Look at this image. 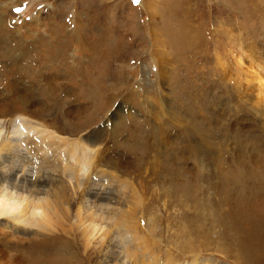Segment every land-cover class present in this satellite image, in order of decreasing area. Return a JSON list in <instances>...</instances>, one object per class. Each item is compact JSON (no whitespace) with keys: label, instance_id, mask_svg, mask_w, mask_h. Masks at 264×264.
I'll use <instances>...</instances> for the list:
<instances>
[{"label":"rangeland","instance_id":"rangeland-1","mask_svg":"<svg viewBox=\"0 0 264 264\" xmlns=\"http://www.w3.org/2000/svg\"><path fill=\"white\" fill-rule=\"evenodd\" d=\"M263 78L264 0H0V138L23 135L8 161L75 184L70 222L117 242L0 226V264H58L57 238L70 264L132 246L139 264H264Z\"/></svg>","mask_w":264,"mask_h":264},{"label":"bare ground","instance_id":"bare-ground-1","mask_svg":"<svg viewBox=\"0 0 264 264\" xmlns=\"http://www.w3.org/2000/svg\"><path fill=\"white\" fill-rule=\"evenodd\" d=\"M256 72H258V71H256ZM256 82H258V81H256ZM258 84H259L258 90L261 92L263 90V87H262L263 85H262L261 81L258 82ZM13 136L16 139L15 138H8V137L0 138V226H1V228L4 231H6L7 233H9L11 236H13L15 234H19L21 236L22 235L23 236L31 235L32 237H41V236L49 237V236H52L54 238V237H56V235H53V234H55V231L58 230L59 232H64L65 234L69 235V233L72 234L71 229L81 231V234L83 235V236H81L79 234V237H81V238H85L86 236L90 237L91 235L94 237L97 234V232L100 233L101 230L103 229V227H102L103 223L102 224H101V222L99 223V221H97V219H90V222L88 220L87 222H89L88 223L89 228L88 227H86L88 229L83 228L84 230L78 229L79 226L77 227L74 224V222H70L72 203L74 202V198L77 196L76 195L77 192L75 190V184L73 186L72 182H71V184L70 183H64V180H62L60 177L56 176L54 173H53L54 175H52L51 177L49 176V178H44L43 176L40 175V177H34L31 179V177L24 175L23 170H18V168L16 166H14L12 164V162L10 163V161H8L10 159V156H9L10 154L8 153L9 146H11L13 144L15 145V144L21 143L22 141L19 140V138L22 137L23 135H13ZM25 139L27 141L31 142V145L32 144L37 145V143H35L34 141H30L28 138H25ZM47 143H48V141L44 144H47ZM68 144H69V141H68ZM72 152H71V155H72ZM15 156H16V154L13 157H15ZM88 157L89 156L86 153H82L81 157L77 160L79 163L76 165H78V167L79 166L82 167V164L83 165L86 164V161H87L86 158L88 159ZM72 162H74V161H72ZM77 179H78V177H77ZM68 181H71V180H68ZM75 181H76V178H75ZM92 187H93L92 190L95 192L87 193V191H86V193H85L86 198L92 199L93 202L104 201L107 199V196H105L106 195L105 193L103 194V193L99 192V190L96 191L94 186H92ZM7 189H9L10 191L21 190L24 193L28 194V197H30L32 199L31 200H28L26 198H22V199L21 198L20 199L15 198V199H13L11 192L5 193V190L7 191ZM39 192L41 194H43L44 197L43 196H42V198H38L39 196L35 197L39 194ZM32 195H33V197H32ZM109 198H111V197H109ZM118 198H120V197H118ZM109 202H112V201L109 200ZM115 203H117V200H115ZM92 213L88 212V214H86V215H89ZM30 217H31V222H28V218H30ZM3 218L5 219V221ZM98 220H100V219H98ZM77 221H79V219ZM117 221L120 222L121 227H124L123 225L126 223L130 224V221H128L124 217L118 216ZM60 223H63L62 224L63 226H64V224H67L68 230L66 231L63 228H61V229L58 228V225ZM122 223H123V225H122ZM86 226H88V225H86ZM96 227H99V228L96 231V234L93 235V232L96 230ZM89 229H90V231H89ZM59 232H58V234H59ZM120 234H122V233H120ZM101 236H102V239L104 241L103 242L101 240V242L106 243L108 245L106 248H111L110 246H112V248H117V246H114L115 244H117L115 238H113L115 236V234H111L109 231L104 230V232L103 231L101 232ZM21 239H24V238H21ZM48 239H50V237ZM63 239H65V238H63ZM63 239L57 238L54 240H48V242L46 244H44L42 246V248H47L46 249V251H47L48 247H49L50 248L49 250L51 251L52 254L61 258L62 260L59 261L58 264H70L72 262L73 255L71 254L72 245L68 244V242H70L72 238L65 239V241H60ZM112 243H115V244L113 245ZM133 244H135V243H133ZM136 245H137V243H136ZM139 246H141V248L139 247L140 249H145L146 242L141 243ZM132 247L134 249V252L132 249H129V250H126L125 253H124V251L120 252V254L124 253L125 255H119V253L117 255V253H115L116 256H118V257L117 258L116 257L110 258L108 256L109 257L108 260H105V258L103 257L104 254H102L103 250H101V253L99 255H97L98 261L95 264H125L126 260H123V259H126V258H127V260L128 259L130 260V258H131L132 260L135 261L134 262L135 264H139V256H138V253L136 251L137 248L134 246H132ZM5 255H6V253L4 254V256ZM120 256L125 257V258H121L122 259L121 260V259H119ZM10 257H8V258H10ZM59 258L57 260H59ZM140 259H141L140 261L142 262L144 258L142 257ZM15 262H16V260H15ZM13 263H14V261H13ZM147 263H149V264L155 263L154 258L148 259ZM16 264H20V263L16 262Z\"/></svg>","mask_w":264,"mask_h":264},{"label":"snow or ice","instance_id":"snow-or-ice-1","mask_svg":"<svg viewBox=\"0 0 264 264\" xmlns=\"http://www.w3.org/2000/svg\"><path fill=\"white\" fill-rule=\"evenodd\" d=\"M133 3L134 4H139L140 3V0H133Z\"/></svg>","mask_w":264,"mask_h":264}]
</instances>
